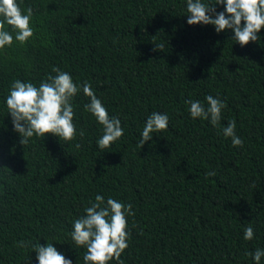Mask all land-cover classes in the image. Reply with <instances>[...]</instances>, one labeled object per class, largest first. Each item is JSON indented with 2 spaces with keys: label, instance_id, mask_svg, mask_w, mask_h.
<instances>
[{
  "label": "trees",
  "instance_id": "1",
  "mask_svg": "<svg viewBox=\"0 0 264 264\" xmlns=\"http://www.w3.org/2000/svg\"><path fill=\"white\" fill-rule=\"evenodd\" d=\"M18 3L33 10L34 36L0 54V264H37L20 240L52 242L84 264L69 234L97 195L132 205L124 264H254L245 253L264 249V29L241 47L230 29L188 25L186 0ZM53 67L88 81L120 120L124 135L109 148H98L102 128L82 91L72 101L75 141L19 143L5 104L11 83L38 86ZM208 95L225 102L221 127L234 120L243 147L190 117L185 101L207 106ZM152 112L168 115V129L139 148Z\"/></svg>",
  "mask_w": 264,
  "mask_h": 264
},
{
  "label": "clouds",
  "instance_id": "2",
  "mask_svg": "<svg viewBox=\"0 0 264 264\" xmlns=\"http://www.w3.org/2000/svg\"><path fill=\"white\" fill-rule=\"evenodd\" d=\"M216 5H223V11L216 12ZM188 25H212L217 33L230 29L233 40L241 47L260 39L257 35L264 29V0H215L214 4H206L202 0H186ZM33 10L21 8L18 0H0V54L6 53L14 43L23 46L34 36L32 26ZM243 22V23H242ZM164 45L155 46L154 50L163 49ZM55 75H48L39 85L16 79L11 83L5 104L11 116L14 131L19 133V143L24 146L30 138H44L53 135L59 141L71 142L77 139L74 123L73 98L83 92L89 98L84 110L91 114L102 128V135L97 140L98 148L103 151L124 135V129L117 117H110L102 101L95 95L91 84L84 81L74 82L73 77L59 67H53ZM207 106L199 100H187L188 111L192 119L207 120L213 127L220 128L225 138H230L233 147H243V140L236 134V122L231 120L221 127L223 110L226 107L219 97H205ZM169 117L165 113L152 112L147 118L140 134L138 147L152 139L153 134L167 131ZM81 129L79 136L84 137ZM79 149L81 145L76 143ZM214 171L207 172L215 176ZM255 185L253 184V187ZM129 216H134L131 204H124L109 197L106 202L103 196L97 195L95 202L84 209V215L74 219L70 238L78 248L86 251L83 254L84 264H124L122 253L128 247L130 233L128 231ZM243 238H254L253 227L244 228ZM17 247H31L36 253L37 264H72L70 259L59 252L51 243L41 245L20 240ZM32 251V252H33ZM252 257L254 264H260L264 257V249L246 252Z\"/></svg>",
  "mask_w": 264,
  "mask_h": 264
}]
</instances>
